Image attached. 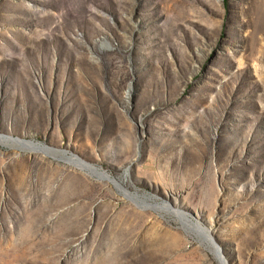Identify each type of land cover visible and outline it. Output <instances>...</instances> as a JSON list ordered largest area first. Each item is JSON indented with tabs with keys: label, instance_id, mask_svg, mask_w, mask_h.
Returning a JSON list of instances; mask_svg holds the SVG:
<instances>
[{
	"label": "rangeland",
	"instance_id": "374dc122",
	"mask_svg": "<svg viewBox=\"0 0 264 264\" xmlns=\"http://www.w3.org/2000/svg\"><path fill=\"white\" fill-rule=\"evenodd\" d=\"M0 135V264H264V0H0Z\"/></svg>",
	"mask_w": 264,
	"mask_h": 264
},
{
	"label": "bare ground",
	"instance_id": "6f19581e",
	"mask_svg": "<svg viewBox=\"0 0 264 264\" xmlns=\"http://www.w3.org/2000/svg\"><path fill=\"white\" fill-rule=\"evenodd\" d=\"M0 143H3V144H16V143H20V144H23V146L27 147V148H30L31 150L33 151H39V152H42L44 154H47V155H51V156H54V158L56 157H62L64 154L59 152V151H56V150H53L51 148H48L46 146H43L41 144H37V143H34L32 141L30 142H27V141H23V140H20V139H15V138H12L10 136H3V135H0ZM66 158V157H65ZM69 159V158H68ZM70 160H72L73 162H75V164H77L81 169L87 171L88 173L90 174H93V175H96L98 177H100L101 179H105V180H108L110 181L111 183H113L115 186H117L118 188L120 187L121 189V185L120 183L114 179L113 177H111L110 175H108V173L106 172H103L102 170L98 169V168H95L93 165L89 164V163H86L84 162L83 160H81L80 158H77V157H73L70 158ZM132 194V193H131ZM131 194H128L127 192H124V195L132 200L134 203H136L137 205L141 204L143 205V207H149V208H153L155 206H153L152 204H150L149 202H147L146 200H139L138 197L133 196ZM160 209H164V210H172V206L168 203H165L163 205H158L156 206ZM147 209V208H146ZM159 209V211H160ZM174 210V209H173ZM173 212V211H172ZM174 212L184 221L186 222L187 224H189V220L186 216V214L183 212V211H180V210H174ZM189 217V216H188ZM191 223V222H190ZM193 223V222H192ZM193 228V227H192ZM194 229L198 232H200L201 234H203L204 237H207L211 242L212 244L214 245V248L216 249V252H217V255L219 256V258L223 261V264H226L223 260V257H222V252L220 251V248H218L214 242H213V238L211 236V233L208 232L205 228L202 227V225H200L199 223H196L194 225ZM208 241V240H207ZM208 243V242H207ZM221 261V262H222Z\"/></svg>",
	"mask_w": 264,
	"mask_h": 264
}]
</instances>
